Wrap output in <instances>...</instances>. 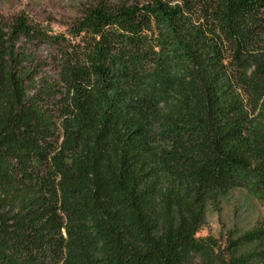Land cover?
I'll use <instances>...</instances> for the list:
<instances>
[{"label": "trees", "instance_id": "obj_1", "mask_svg": "<svg viewBox=\"0 0 264 264\" xmlns=\"http://www.w3.org/2000/svg\"><path fill=\"white\" fill-rule=\"evenodd\" d=\"M227 187L264 200V0L0 23V264H188Z\"/></svg>", "mask_w": 264, "mask_h": 264}, {"label": "rangeland", "instance_id": "obj_2", "mask_svg": "<svg viewBox=\"0 0 264 264\" xmlns=\"http://www.w3.org/2000/svg\"><path fill=\"white\" fill-rule=\"evenodd\" d=\"M100 0H0V23L23 14L41 27L62 31L79 10ZM132 3L142 0H103ZM20 44H24L20 42ZM41 71L55 76L52 51L45 45H24ZM39 78V77H38ZM219 193V209L208 210L205 223L195 235V249L188 264H264V200L244 187H227ZM257 232L254 239L247 236Z\"/></svg>", "mask_w": 264, "mask_h": 264}]
</instances>
